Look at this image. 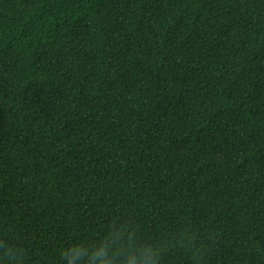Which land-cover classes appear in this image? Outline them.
Wrapping results in <instances>:
<instances>
[{
    "label": "trees",
    "instance_id": "16d2710c",
    "mask_svg": "<svg viewBox=\"0 0 264 264\" xmlns=\"http://www.w3.org/2000/svg\"><path fill=\"white\" fill-rule=\"evenodd\" d=\"M116 216L264 264V0H0V238L63 264Z\"/></svg>",
    "mask_w": 264,
    "mask_h": 264
},
{
    "label": "clouds",
    "instance_id": "9594fccd",
    "mask_svg": "<svg viewBox=\"0 0 264 264\" xmlns=\"http://www.w3.org/2000/svg\"><path fill=\"white\" fill-rule=\"evenodd\" d=\"M214 239L213 233L206 238L208 242ZM174 248L183 250L192 264H204L210 251L192 228H183L167 240L148 242L132 220L116 216L103 236L62 249L60 259L63 264H162L164 255ZM0 264H26L25 248L0 238Z\"/></svg>",
    "mask_w": 264,
    "mask_h": 264
}]
</instances>
